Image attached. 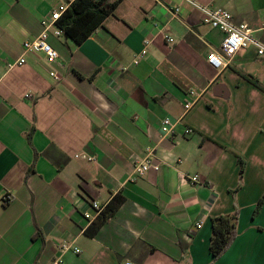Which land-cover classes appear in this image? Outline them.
<instances>
[{"label":"crops","instance_id":"crops-1","mask_svg":"<svg viewBox=\"0 0 264 264\" xmlns=\"http://www.w3.org/2000/svg\"><path fill=\"white\" fill-rule=\"evenodd\" d=\"M62 1L0 0V264H264V205L252 216L264 197V57L248 48L215 70L223 35L189 4L108 0L114 11L83 43L50 31L49 66L22 44ZM193 1L264 43V0ZM145 159L158 170L134 177ZM116 195L124 203L86 236L92 203ZM234 213L236 235L213 259L212 219Z\"/></svg>","mask_w":264,"mask_h":264},{"label":"built area","instance_id":"built-area-1","mask_svg":"<svg viewBox=\"0 0 264 264\" xmlns=\"http://www.w3.org/2000/svg\"><path fill=\"white\" fill-rule=\"evenodd\" d=\"M59 1V0H54ZM75 0H63L52 12L50 13V17L48 19H44L41 22V26L43 28L42 32L33 40L26 41L22 44V48L25 54L29 52H41L45 55L46 63L50 66L54 64L59 55L57 51L49 44L48 39L50 35V31L52 35L56 38L62 37V32L55 26V23L61 15L71 6V4ZM183 2L189 4L194 9L198 10L202 15V24L208 26L209 28L220 32L223 35V40L221 43V52L223 54L219 55L216 53H212L208 56L207 62L208 64L215 70H222L227 66L226 58L233 57L237 52L246 50L248 48H253L255 53L258 57H264V43L260 42L259 40L255 39L252 36V31L244 24H235L232 21L231 14L222 9L218 10H211L206 8L205 6H201L195 3L193 0H182ZM108 2V0H107ZM175 13H179V9L175 8ZM167 43H171V38L167 37L165 39ZM146 54L145 50H142L139 55H137L134 60L133 64L137 65L140 62V59ZM25 63V59L23 57L19 58L17 62L11 64L9 66L10 69L14 68L15 66H21ZM49 76L53 78L56 82H59L61 78L55 73L50 72ZM192 95V93H191ZM29 98V95L25 96ZM192 107V103H187L184 105V109L187 111ZM173 124L169 119H164L161 123V133L166 136L170 135L173 129ZM192 134L190 129H186L184 131V137H189ZM150 169L154 171L158 170L157 166H152L148 159H145L140 164H137L134 167V177H141ZM192 183H198L199 177L193 176L188 177ZM7 199V198H6ZM92 210L94 211L96 217L100 214L103 210L96 202L92 203L91 205ZM84 218L86 220H91V216L89 214H84ZM201 224H197L196 228L199 229ZM69 245L64 242L61 245L60 252L64 253L69 251ZM74 252L77 254L79 250L74 248ZM59 264V262L57 263ZM124 264H135L132 262H125Z\"/></svg>","mask_w":264,"mask_h":264},{"label":"trees","instance_id":"trees-1","mask_svg":"<svg viewBox=\"0 0 264 264\" xmlns=\"http://www.w3.org/2000/svg\"><path fill=\"white\" fill-rule=\"evenodd\" d=\"M115 6V3L110 4L107 0H75L57 20L55 26L62 32L63 38L71 40L75 44H81L102 25L114 11ZM123 203L122 196H114L85 230V235L94 237ZM262 205H264V197L256 205L253 217L260 211ZM236 219L237 213L232 216H220L212 219L209 251L213 259L222 256L233 241L236 235Z\"/></svg>","mask_w":264,"mask_h":264}]
</instances>
